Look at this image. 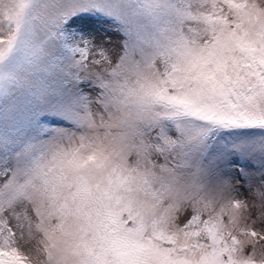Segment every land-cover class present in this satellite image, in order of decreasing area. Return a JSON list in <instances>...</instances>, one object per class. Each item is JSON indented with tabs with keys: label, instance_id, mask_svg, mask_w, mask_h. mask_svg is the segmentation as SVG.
Segmentation results:
<instances>
[{
	"label": "snow or ice",
	"instance_id": "6c2138e0",
	"mask_svg": "<svg viewBox=\"0 0 264 264\" xmlns=\"http://www.w3.org/2000/svg\"><path fill=\"white\" fill-rule=\"evenodd\" d=\"M0 264H264V0H0Z\"/></svg>",
	"mask_w": 264,
	"mask_h": 264
},
{
	"label": "rangeland",
	"instance_id": "374dc122",
	"mask_svg": "<svg viewBox=\"0 0 264 264\" xmlns=\"http://www.w3.org/2000/svg\"><path fill=\"white\" fill-rule=\"evenodd\" d=\"M102 18L99 16H93V15H84L82 17H78L76 20V23L79 24L82 28L85 30H95V31H102V24H101ZM108 35H111V33H108ZM115 37H113V40L115 41ZM243 162L240 160H234L232 162V167L234 171L238 174V167Z\"/></svg>",
	"mask_w": 264,
	"mask_h": 264
}]
</instances>
